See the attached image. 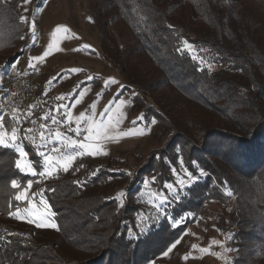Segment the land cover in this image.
<instances>
[{"label": "trees", "instance_id": "trees-1", "mask_svg": "<svg viewBox=\"0 0 264 264\" xmlns=\"http://www.w3.org/2000/svg\"><path fill=\"white\" fill-rule=\"evenodd\" d=\"M254 1L264 6V0ZM95 3L101 50L137 89L133 108L147 121L150 114L161 116L144 102L146 93L172 89V98L179 101L182 122L176 123L177 130L163 125L165 151L151 154L139 174L147 175L154 164L153 186L163 195L171 180L166 174L177 172L179 163L195 180L185 179L184 188L174 186L143 230L135 218L142 212L137 192L122 197L120 207L105 197L107 165L92 166L93 174L79 184L49 181L41 191L56 227L0 219V264H150L179 240L207 202L225 205L230 197L236 199V209L219 226L231 237L235 257L224 264H264V15L247 0ZM0 28L3 35L12 33L10 39L23 30L3 0ZM139 66L152 68L154 78H145ZM111 170L109 176H115ZM202 172L208 175L200 176ZM136 174L137 180L141 175ZM13 179L19 186L35 180L15 171L7 177L0 173L5 217L18 205ZM82 188L87 189L84 196L72 201ZM181 215L187 218L175 226L172 219ZM234 227L237 231L231 233Z\"/></svg>", "mask_w": 264, "mask_h": 264}, {"label": "rangeland", "instance_id": "rangeland-1", "mask_svg": "<svg viewBox=\"0 0 264 264\" xmlns=\"http://www.w3.org/2000/svg\"><path fill=\"white\" fill-rule=\"evenodd\" d=\"M247 1L264 15V6L254 0ZM3 2L13 8L17 19L23 23V30L10 39L12 33L3 35L0 28V98L3 76L24 65L30 70L42 72L46 77V84L41 88L43 96L57 101L65 113H70L71 122L82 125L85 135L89 127L98 135H92L87 148L74 149L67 154L82 152L72 162L68 172H64L60 164L56 163L57 159H53V171L50 175L46 172L44 176L39 175L40 171H46L43 158L27 143L22 147L29 154L27 158L33 162L36 175L19 171L15 167L16 159H20L18 153L12 148L0 147V173L4 177L15 171L35 179L26 182L25 186L18 185L15 188L13 197L18 205L6 217V201L1 199L0 219L10 218L39 229L55 228L54 212L44 196L41 198L44 185L49 181L66 179L83 182L84 176L93 174L90 171L92 166L107 165L105 197L114 199L120 207L122 197L133 198L137 192V202L142 212L134 217L138 229L143 230L156 217L155 210H159L160 204L175 191L174 186L184 188L185 183L195 180L193 177L188 178L190 175L179 163L177 172L172 169L166 174L171 179L167 184H171L172 188H166L169 193L163 195L157 194L153 186L154 164L147 175L139 174L142 166L148 164V157L165 147L166 136L160 135L163 125H171L177 130L179 126L176 123L182 122L179 101L172 98V89L160 90L152 95L146 93L144 97L146 105L152 106L156 115H160L166 123L161 124L158 120L161 118L153 114L146 121L141 112L133 108L132 97L137 89L118 73L113 66L115 62L112 63L101 50L95 0H29L26 4L24 0ZM46 50L49 55L41 61L32 59L34 67H30V58L40 57ZM189 50L197 58L194 51ZM21 52L23 54L12 60ZM139 70L145 78L152 79L155 76L152 68L139 66ZM107 81L113 82L106 86ZM82 113L84 116L80 119ZM172 157L173 153L170 152L168 159ZM109 169L116 172L115 176H109ZM137 170L141 176L136 180ZM206 175V172L200 174L203 177ZM185 179L188 181L183 183ZM28 185L31 188L26 198L17 201L16 195L28 188ZM86 191V188H82L72 201H78ZM235 209L236 199L232 197L225 205L207 202L193 223L187 226L179 242L174 243L171 251L167 250V255L150 264H224L226 260L231 261L235 257L233 242L230 236L226 238L228 234L224 226L221 228L219 225L221 220L227 222L229 212ZM236 219H240L239 214ZM32 221L41 222L45 226L37 227ZM233 231H237L235 227L231 233Z\"/></svg>", "mask_w": 264, "mask_h": 264}, {"label": "built area", "instance_id": "built-area-1", "mask_svg": "<svg viewBox=\"0 0 264 264\" xmlns=\"http://www.w3.org/2000/svg\"><path fill=\"white\" fill-rule=\"evenodd\" d=\"M2 79L0 112H3L5 116L9 135H11L13 125L18 127L17 143L21 146L27 143L36 154L42 151L58 160L62 154L67 155L76 148L66 147L60 142L55 136L57 131L63 134L66 141L76 139L83 142L85 133L82 125L67 123L66 113L61 105L43 96L41 88L46 84L47 79L42 72L30 70L21 65L17 70L8 71ZM13 115L18 116L22 123L16 124L15 121H10ZM53 116L61 123L53 124ZM42 117H47V119H42ZM41 124L46 127L41 128ZM77 126L80 129L79 134L75 131ZM27 129L31 131H26ZM53 148L59 151L53 152Z\"/></svg>", "mask_w": 264, "mask_h": 264}, {"label": "snow or ice", "instance_id": "snow-or-ice-1", "mask_svg": "<svg viewBox=\"0 0 264 264\" xmlns=\"http://www.w3.org/2000/svg\"><path fill=\"white\" fill-rule=\"evenodd\" d=\"M24 2L26 4V3L29 2V0H24ZM21 38H23V37H21ZM185 48H191V45H189V44H187V42H185ZM48 55H49V52L46 50L40 57L30 58L29 66L30 67H34L31 64V60L32 59H35L37 61H41L45 57H47ZM194 59H196V58L194 57ZM209 71H211V66L209 67ZM112 82L113 81H107L106 82V86H107V84L112 83ZM83 116H84V114L82 113L80 119H83ZM66 117H67V123L70 124L71 121H72L71 114L70 113H66ZM42 119H47V117H42ZM10 121H15L16 124L22 123V120H20V118L18 116H15V115H13L10 118ZM33 123H35V121H33ZM52 123L56 124V123H61V122L58 121L56 119V117L53 116L52 117ZM6 127H7V125L5 124V116H4L3 112H0V129H4ZM45 127H46V125L41 124V128H45ZM26 131L30 132L31 129H27ZM75 131H76L77 134H79V131H80L79 126H77ZM85 131L88 134L83 137V142L78 141L76 139H70V140L66 141V140H64L63 134L61 132H59V131H57L55 133V136L57 137V139L60 142L64 143L66 147H74V148H76L78 150H83V149L88 147V143L87 142L91 140L92 135L93 134H97L98 135V133H94V130L91 127L86 129ZM17 132H18V127L15 126V125H13L11 127V135H9V133L7 131H0V147L12 148L18 153L20 159H16L15 167L19 171H21L22 173L36 175L37 171L33 168V162L27 158L29 154L24 150V148L19 143H17ZM41 135H42V138H43V133ZM49 139H51V137H49ZM41 147H43V145H41ZM52 151L56 152V151H59V149L53 148ZM37 154L43 158L44 164L46 166V171H40L39 175L44 176L46 174V172L50 175L51 172L53 171V167H52L53 163H54L53 157L50 156V155L45 154L42 151H39ZM81 154H82L81 151H77L76 153L71 154V155L62 154L60 156L59 160L56 161V163L60 164V166L62 167L64 172H68L72 162L77 158V156H79ZM186 175H187V173H186ZM189 178L191 179L192 177L189 176ZM76 183L79 184L80 182H76ZM11 186H12V188H17L18 187V183H17L16 179H13L11 181ZM164 187L165 188H172V185L171 184H165ZM30 188H31V185H28V188H26L24 191H20L18 193V195H16L15 199L17 201L24 200L26 198V196H27L28 189H30ZM42 195L43 194L41 193V198H42ZM229 195H230V193H229ZM190 215L191 214L189 213L188 216H190ZM186 218H187L186 216L181 215L179 218H173L172 222H173V224L175 226H179L181 223L184 222V220ZM32 222L36 223L37 227L45 226L41 222H37V221H32ZM178 242L179 241H177L176 243H178ZM174 246H175V244L170 246L168 251H171L172 247H174ZM193 248H195V245L193 246ZM164 255H167V252H165Z\"/></svg>", "mask_w": 264, "mask_h": 264}]
</instances>
